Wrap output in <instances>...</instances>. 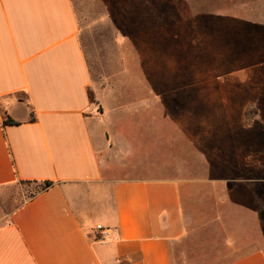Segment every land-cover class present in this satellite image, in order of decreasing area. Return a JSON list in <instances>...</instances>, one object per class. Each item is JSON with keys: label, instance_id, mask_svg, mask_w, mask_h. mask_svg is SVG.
<instances>
[{"label": "crops", "instance_id": "0c3cea01", "mask_svg": "<svg viewBox=\"0 0 264 264\" xmlns=\"http://www.w3.org/2000/svg\"><path fill=\"white\" fill-rule=\"evenodd\" d=\"M176 1L133 33L140 75L101 90L71 0H0V187L53 182L0 225V264H264L261 178L211 199L193 189L199 180L178 166L196 163L198 113L166 105L192 80L160 75L167 52L191 63L254 54L213 65L260 70L255 99L233 112L249 129V111L264 117V0ZM1 104L19 124L3 126ZM96 225L111 231L104 242Z\"/></svg>", "mask_w": 264, "mask_h": 264}, {"label": "rangeland", "instance_id": "374dc122", "mask_svg": "<svg viewBox=\"0 0 264 264\" xmlns=\"http://www.w3.org/2000/svg\"><path fill=\"white\" fill-rule=\"evenodd\" d=\"M71 1L92 83L101 90L120 78L140 75L133 41L141 37L133 33L151 24L147 19L149 14L172 15L179 3L176 0ZM260 13L264 17V4ZM253 55L199 52L196 54L197 61L191 63L189 57H193V54L167 52L166 66L160 70V75L167 82L183 84L192 80V85L178 84L175 88H192L193 94V88L196 90V98L192 101L190 91L181 89L173 98H167L166 105L167 108L192 109L198 113L199 148L196 161L193 159L196 163L178 167L199 180L193 189L208 199L219 193V190L232 187L235 180L243 179L244 176L247 179L259 176L264 185V117H258L254 122V112L251 110L247 113L250 128H238L241 120L233 113L255 99L253 83L260 77V70L246 69L239 74L236 67H213L216 64L237 65L241 58H247L248 61L243 62L249 63L254 60ZM222 59L224 62H221ZM195 79L196 85L193 84ZM104 104L109 106L106 101ZM222 111H230L229 117H220ZM209 174L219 180L214 183L205 181ZM37 187L36 184L21 183L0 187V225L11 221L15 209L30 199Z\"/></svg>", "mask_w": 264, "mask_h": 264}, {"label": "trees", "instance_id": "16d2710c", "mask_svg": "<svg viewBox=\"0 0 264 264\" xmlns=\"http://www.w3.org/2000/svg\"><path fill=\"white\" fill-rule=\"evenodd\" d=\"M91 101L93 103H97L92 96H91ZM1 109H2V114H3V120H2L3 126L19 124L17 121H15L11 118V116L8 114L7 110L4 108V106L2 104H1ZM29 121L30 122L35 121V116H34V113L32 111L30 112ZM19 183H21V184H36L38 186L37 187L38 189H37L35 194L42 192V191L48 189L49 187H51L53 185V182H50V181H43V182L20 181ZM35 194L33 196H35Z\"/></svg>", "mask_w": 264, "mask_h": 264}, {"label": "built area", "instance_id": "2783aa9c", "mask_svg": "<svg viewBox=\"0 0 264 264\" xmlns=\"http://www.w3.org/2000/svg\"><path fill=\"white\" fill-rule=\"evenodd\" d=\"M95 230L98 232L97 239L100 242H104L111 235V231L101 225H96Z\"/></svg>", "mask_w": 264, "mask_h": 264}]
</instances>
